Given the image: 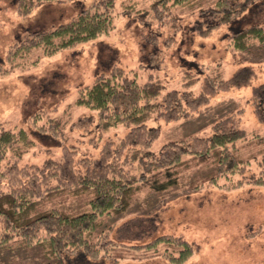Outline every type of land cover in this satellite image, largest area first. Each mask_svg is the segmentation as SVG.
Returning a JSON list of instances; mask_svg holds the SVG:
<instances>
[{
  "label": "rangeland",
  "instance_id": "obj_1",
  "mask_svg": "<svg viewBox=\"0 0 264 264\" xmlns=\"http://www.w3.org/2000/svg\"><path fill=\"white\" fill-rule=\"evenodd\" d=\"M99 1L44 2L23 15L16 0H0V128H23L35 142L20 164L62 159L74 145L71 157L78 166L128 135L130 127L122 125L99 131L96 112L75 106L79 91L91 85L97 73L121 67L138 83L158 80L165 87L162 96L168 91L181 97L188 93L191 105L183 116L158 114L146 123L139 141L145 147L151 137L149 149L157 156H168L166 144L171 142L207 149L216 128L243 129L247 137L219 147L216 153L191 155L178 149L179 161L170 168L173 183L159 191L142 185L122 216L103 218L115 245L104 247L99 258L103 264H264V141L257 138L264 136V125L250 103L252 86L264 81V50L236 52L228 45L233 31L264 22V0L241 18L212 28L208 36L198 33L196 24L217 23V17L209 14L216 0H187L171 9L168 23L139 16L137 11L149 10L151 0H115L109 9L108 34L51 56L40 48L22 50L10 66L11 48L31 32L68 22ZM245 65L256 74L249 86L209 88V72L217 68L223 79H229ZM187 75H195L196 83L186 86ZM202 94L208 98L202 104L190 100ZM49 117L66 121L63 137L32 132L33 122L47 125ZM161 174L163 184L166 176ZM86 201V196L62 194L46 206L77 213L86 209ZM163 235L187 241L193 254L185 262L171 261L168 254L177 256L175 246L153 244ZM45 263L37 250L0 253V264Z\"/></svg>",
  "mask_w": 264,
  "mask_h": 264
},
{
  "label": "trees",
  "instance_id": "obj_2",
  "mask_svg": "<svg viewBox=\"0 0 264 264\" xmlns=\"http://www.w3.org/2000/svg\"><path fill=\"white\" fill-rule=\"evenodd\" d=\"M52 1L65 0H16V5L18 13L26 15L41 3ZM151 1L149 10L137 11L139 16L168 23L172 21L171 9L185 4L187 0ZM257 1L216 0L209 14L217 17V23L200 21L196 24V30L202 36H208L218 25L241 18ZM114 3L115 0H100L82 9L68 22L31 32L25 41L11 48L8 54L10 66L22 50L40 48L43 55L51 56L108 34L112 29L109 9ZM228 39V45L236 52H247L253 47L264 50V22L237 29ZM203 69L212 70L207 67ZM255 76L252 66L245 65L229 79H223L216 68L208 73L207 80L209 88L223 90L249 86ZM186 77V86L197 81L195 75ZM164 89L158 80L138 83L121 67H114L108 73H97L91 85L79 91L75 106L96 112L99 131L120 125L130 127L131 131L119 144L113 147L112 143H108L99 157L82 159L78 166L74 165L71 157L74 145L65 150L62 159L48 157L41 164H20L24 155L34 147V140L23 128H0V253L13 249L26 253L37 250L45 264H73L74 261L103 264V257L99 258L101 250L115 245L108 237L111 227L106 229V225L103 226V218L122 216L142 185L159 191L173 183L170 168L179 161L181 152L178 149L191 155H201L209 150L216 153L219 147L247 137L243 129L220 131L216 128L209 137L207 149L194 150L184 142H171L166 144L170 150L168 156H157L149 149L151 137L145 147L139 141L146 123L158 114L183 116L191 105L188 93L181 97L176 91H168L162 96ZM207 99L202 94L190 100L202 104ZM250 103L257 121L264 125V81L252 86ZM33 124V133L47 134L54 139L64 136L66 121L61 117H49L47 125ZM257 138L264 141V136L257 135ZM161 172L166 176L163 184L159 179ZM62 194L86 196V209L71 213L55 206H46L52 198ZM158 243L175 246L173 249H176L174 253L177 256L168 254L175 263L185 262L193 254L192 245L180 237L163 235L153 242L155 245Z\"/></svg>",
  "mask_w": 264,
  "mask_h": 264
}]
</instances>
